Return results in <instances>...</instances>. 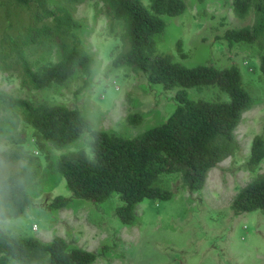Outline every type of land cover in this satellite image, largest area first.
Here are the masks:
<instances>
[{
	"label": "trees",
	"instance_id": "1",
	"mask_svg": "<svg viewBox=\"0 0 264 264\" xmlns=\"http://www.w3.org/2000/svg\"><path fill=\"white\" fill-rule=\"evenodd\" d=\"M93 4H100L107 16V29L118 38L109 52V67L126 66L144 73L150 83L174 89L175 106L163 121L123 136L92 127L75 106L15 96L0 88V105L17 109L21 120L31 128L26 140L19 138L14 147L0 149V220L20 215L31 202L26 187L38 175L39 151L48 159L46 143L59 148L82 132L88 135L90 155L81 147L61 152L54 157V169L75 197L102 201L114 192L120 201L114 213L123 223L133 220V208L140 200L171 196L161 184L163 175L166 179L178 175L187 190H198L209 168L238 149L234 129L253 99L238 67L233 63L222 67L210 63L186 65L156 46L155 35L165 27L163 16L181 13L184 1L93 0ZM231 10L238 18L250 15V21L224 28L221 38L227 44L243 42L254 47L258 78L264 89V0H231ZM114 23L118 29L114 30ZM80 27L81 21L65 4L0 0V72L14 74L19 86L26 89L62 84L74 72L86 83L95 57L84 47ZM175 44L181 51L178 40ZM50 48L57 51L55 60L42 62L35 57ZM242 64L246 66L247 60ZM204 87L214 88L215 95H188L187 88ZM140 119L137 112L125 115L130 124ZM24 141L34 142L36 148H27ZM261 161L264 136L255 133L244 167L253 171ZM65 202L57 195L50 205L60 207ZM229 207L235 213L264 209V171L255 173L237 189ZM96 254L69 245L60 235L41 240L0 229V264H90Z\"/></svg>",
	"mask_w": 264,
	"mask_h": 264
},
{
	"label": "rangeland",
	"instance_id": "2",
	"mask_svg": "<svg viewBox=\"0 0 264 264\" xmlns=\"http://www.w3.org/2000/svg\"><path fill=\"white\" fill-rule=\"evenodd\" d=\"M183 1L181 13L163 16L165 27L155 35L156 46L186 65L210 63L222 67L233 63L238 67L242 83L253 98L234 129L238 149L208 170L204 186L198 190H187L178 175L167 179L163 175L161 184L171 196L140 200L133 208V220L123 223L114 213L120 203L114 192L102 201L75 197L54 169V157L61 152L81 147L90 155L87 133L59 148L46 143L48 159L39 151L38 175L26 187L31 202L20 215L0 220L2 231L35 235L41 240L60 235L69 245L96 252L90 264H264V209L235 213L229 207L237 189L255 173L264 171L263 161L253 171L244 167L252 135L264 136V89L258 78V58L251 45L227 44L221 38L224 28L246 24L250 15L234 16L231 0ZM54 2L65 4L81 21L79 36L95 57L86 83L74 72L62 84L26 89L19 86L14 74L0 72V88L15 96L75 106L92 127L123 136L163 121L175 106L174 89L150 83L144 73L126 66L109 67V52L118 38L107 29V16L100 4L94 6L93 0H49ZM113 28L118 29V24ZM177 40L183 55L176 49ZM35 57L52 61L57 51L41 50ZM244 59L246 66L242 64ZM247 66L252 69L247 70ZM187 91L192 97L215 95L212 87ZM129 112L139 113L140 121L128 123L125 115ZM30 132L17 109L0 105V149L14 147L17 139L26 140ZM24 145L36 148L32 141H24ZM57 195L66 202L53 207L50 202ZM32 223L35 229H31Z\"/></svg>",
	"mask_w": 264,
	"mask_h": 264
},
{
	"label": "built area",
	"instance_id": "3",
	"mask_svg": "<svg viewBox=\"0 0 264 264\" xmlns=\"http://www.w3.org/2000/svg\"><path fill=\"white\" fill-rule=\"evenodd\" d=\"M35 228H36L35 224L32 223V224H31V229H35Z\"/></svg>",
	"mask_w": 264,
	"mask_h": 264
},
{
	"label": "crops",
	"instance_id": "4",
	"mask_svg": "<svg viewBox=\"0 0 264 264\" xmlns=\"http://www.w3.org/2000/svg\"><path fill=\"white\" fill-rule=\"evenodd\" d=\"M210 169V168H209ZM208 172V171H207ZM205 180H206V178H205ZM204 186V185H203Z\"/></svg>",
	"mask_w": 264,
	"mask_h": 264
}]
</instances>
